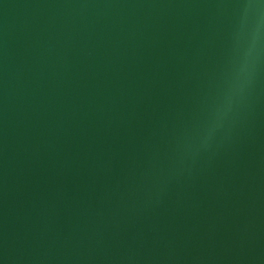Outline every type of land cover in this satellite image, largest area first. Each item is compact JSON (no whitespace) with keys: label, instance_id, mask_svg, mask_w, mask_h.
<instances>
[{"label":"water","instance_id":"obj_1","mask_svg":"<svg viewBox=\"0 0 264 264\" xmlns=\"http://www.w3.org/2000/svg\"><path fill=\"white\" fill-rule=\"evenodd\" d=\"M0 264H264V0H0Z\"/></svg>","mask_w":264,"mask_h":264},{"label":"clouds","instance_id":"obj_2","mask_svg":"<svg viewBox=\"0 0 264 264\" xmlns=\"http://www.w3.org/2000/svg\"><path fill=\"white\" fill-rule=\"evenodd\" d=\"M242 72L244 73L245 76L248 74V70L247 69H242Z\"/></svg>","mask_w":264,"mask_h":264}]
</instances>
